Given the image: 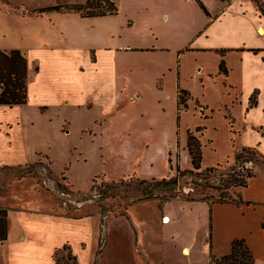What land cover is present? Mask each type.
<instances>
[{
    "label": "crops",
    "instance_id": "1",
    "mask_svg": "<svg viewBox=\"0 0 264 264\" xmlns=\"http://www.w3.org/2000/svg\"><path fill=\"white\" fill-rule=\"evenodd\" d=\"M12 1L26 12L0 4V49H20L29 60V74L33 68L37 73L46 68L64 83L72 84L71 92L64 94L66 102L71 97L75 99L77 93L79 98L74 102L84 106L81 100L92 91L105 105L114 108L111 112L114 114H110L117 116L114 123V119L103 118L93 123L100 124V129L88 127L94 136L110 131L122 139L120 171L110 178L174 175L178 153L181 167L192 168L188 130L197 127H202L198 134L203 147V168L231 160L245 146L257 147L264 154V126H253L258 132L253 143L244 140L245 132L233 129L236 116L251 121L264 99V0H201L208 12L198 0H113L118 13L103 16L59 10L30 12L87 0ZM85 59L99 73L101 82L95 81L94 73L86 74L89 71ZM222 61L228 68L227 74L221 71ZM68 73L73 74L72 78L66 76ZM84 75L90 78V84L81 78ZM242 85L249 89L245 92ZM180 87L192 94L189 107L182 110L178 103ZM256 89L260 90L259 104L251 108L250 97ZM211 93L216 103L210 102ZM93 100L90 97L88 101L91 107ZM42 103L41 106H48L47 100ZM129 103L138 109L136 114L125 115L123 110ZM23 105L0 104V108ZM220 112L229 121L232 146L222 162L210 163L209 152H217L219 146L215 120ZM227 112L234 116V122ZM13 126L0 124V166L27 161L19 155L21 147L14 145L9 137ZM6 137L8 140L4 141ZM241 140L244 141L239 144ZM11 186L0 192V206L8 209V237L0 241V264H57L59 257L69 256L70 252L77 257L78 264H94L101 234L106 242L98 255V264H137L140 239L146 230L156 234L153 240L161 237L160 245L165 250V238H176V230L168 236L165 229L169 227L165 226L184 222L182 213L177 214L165 204L159 207L154 204V198L136 202L126 215H104L99 208L91 213L73 214L67 201L61 203L58 191L39 183L34 192L29 189L25 193L19 192L14 184ZM239 191L251 203L216 202L210 218L207 202L212 246L221 218L216 206H231L239 212L241 225L227 236L225 254L231 251L234 238L244 237L256 260L253 236L256 231L264 230V172L261 177L255 172L249 184ZM198 203L206 202L191 205ZM139 204L156 206L157 218L149 223L140 217L139 224L133 212ZM256 212H259L258 223L251 224ZM167 216L171 220L164 222ZM191 229L195 231L196 225ZM185 248L190 252L191 245L182 242L181 250L184 252Z\"/></svg>",
    "mask_w": 264,
    "mask_h": 264
},
{
    "label": "rangeland",
    "instance_id": "2",
    "mask_svg": "<svg viewBox=\"0 0 264 264\" xmlns=\"http://www.w3.org/2000/svg\"><path fill=\"white\" fill-rule=\"evenodd\" d=\"M84 61L87 71H89L86 74L94 73L95 81L101 82L99 73L87 64V59ZM31 72L29 74L30 98L28 103L7 110V107L0 108V124L2 122L4 124H14L11 131L12 135L10 134L9 137L14 140V145L21 147L20 157L23 156L27 160L26 163L19 165L0 166V192L7 191V188L12 187V184L19 192H29V189L34 192L36 184L39 183L44 188L58 191V194L61 195V203L64 204L67 201L68 208H71L69 212H73V214L91 213L98 208L101 212L105 211H102V209H106L105 215H109L108 212L110 211H127L132 205L125 209L124 204L130 202L133 197L141 195L142 193L138 189L142 190L143 185H137L136 178L139 177L136 175H134V179H131L132 181L130 180L132 176L124 177L123 184L121 179L109 177L111 174L115 175L120 171L118 169L121 164L120 153L124 151L121 145L122 139L117 136L114 137L110 131H103V134L99 133L94 136V133L91 134L88 128L101 126L99 124L100 120L98 121L99 125L94 126L93 123L97 119H114L112 121L114 123L117 116L112 117L110 115L114 114L111 113L114 108L105 105V102L100 100V96L96 97L92 91H90L89 96L86 94L81 100V102H84V106L75 103L76 98H79L77 93L74 94L75 99L71 97L69 102H66L64 94L71 92L72 84L64 83L60 77L52 74L46 68L41 69L38 73L33 68ZM68 74L70 75L66 76L72 78L73 74ZM87 75L81 76V78L85 79L86 83L89 81L90 84L91 80ZM76 79L78 80L75 76ZM260 82L263 84V80L260 79ZM91 84H95V82ZM94 87L99 86L95 85ZM242 88L245 92L249 89L247 85H242ZM90 97L94 98L93 107L88 105ZM211 98L210 102L216 103L212 93ZM44 100L48 101V106H41ZM196 108L204 114H208L200 107L196 106ZM263 109L264 99L260 108L251 116V121L236 116L233 129L237 128V130L245 132L244 140L246 142L253 143L257 140L258 132L253 126H264ZM123 111H126L125 115H132L136 114L138 109L134 104L129 103ZM122 115L124 116V114ZM215 121L219 127L217 132L219 146L217 152H209L207 161L210 163L218 162L217 160L222 162L223 159L227 158L232 146L231 127L228 119L220 112ZM211 132L212 129L209 133ZM262 133L264 134V130ZM7 140L8 137L4 138V141ZM244 140L239 141V144ZM51 160L53 165H51ZM255 160L249 164L252 163L251 165L253 169L255 168L256 174L261 177L264 172V158L260 157L259 161ZM241 162H236L235 156L231 160L223 161L220 171L217 172L211 184L217 185L222 181V178L227 179L228 176L220 172L228 173L234 166L239 168ZM66 177H69V179H66ZM100 177L104 178L109 185L111 184L110 187H106L109 189L110 196L105 199H101L99 190L93 188L94 179L101 180ZM127 179L129 180L127 181ZM18 180L23 181L17 182ZM197 181L203 184L207 183L203 176L200 178L185 176L180 182L182 190L180 195L173 197L168 190H163L159 192V198L153 199L154 204H158L161 208L165 204L177 214L182 213L184 222L178 225L172 223L165 226L169 227L165 229L167 235L176 230L175 239L165 238V250L160 245L162 242L161 237L158 236L153 240V235L156 236V234L150 232V229L146 230V233L142 234V241L140 239L137 264H148L147 262L149 264H214L211 260L212 254L220 257L226 253L227 236L239 229L241 225L239 212L231 206L222 204L216 206L221 218L217 221L216 233L211 247V224L208 226L209 206L206 200L200 198L208 195L212 200L211 195L217 196L218 190L206 188L203 192L196 188ZM188 193L197 199L193 201L186 200ZM70 199L73 202L70 203ZM197 201L206 203L191 205V203ZM82 203L83 206L81 207ZM133 212H135L139 224L140 217L146 218V221L150 223L149 220L154 221L158 216L156 206L153 204H139ZM165 218H163L164 221ZM258 220L259 212H256L250 223L257 224ZM171 225H175V227L172 228ZM195 225L196 230L194 231L191 228ZM182 242L191 245L188 254L181 250ZM253 244L257 264H264V230L255 232ZM58 261L60 264H73V255L64 258L59 257Z\"/></svg>",
    "mask_w": 264,
    "mask_h": 264
},
{
    "label": "trees",
    "instance_id": "3",
    "mask_svg": "<svg viewBox=\"0 0 264 264\" xmlns=\"http://www.w3.org/2000/svg\"><path fill=\"white\" fill-rule=\"evenodd\" d=\"M9 8L15 11L26 12L22 6L12 0H0ZM203 8L207 11L201 0H198ZM59 10V11H73L78 12L82 16H103L108 14H116L119 11L117 4L113 0H87L83 3H67V4H57L48 7H43L37 10H32L30 12H36L38 14H43L49 11ZM208 12V11H207ZM221 71L223 73H228V68L225 61H222L220 65ZM39 70V67L36 68ZM259 93L260 90L256 89L250 97V106L255 107L259 104ZM192 98V94L189 90L182 87L179 88L178 103L179 109H186L189 107V99ZM29 101V60L24 55V53L18 49L13 48L10 50L0 49V104L9 105L11 107L16 105L27 104ZM227 115L234 122V116L227 112ZM180 117V116H179ZM202 127H197L195 130H188V149L191 155V161L193 167L188 169H183L180 165V153H178V163L176 167V173L172 176H167L164 178H136L137 185H143L142 190L138 189L142 193L133 197L130 202L125 203L124 207L127 209L130 205H133L137 201L159 198V192L163 190H168L170 194L175 197L181 194L180 182L183 177L200 178L207 181L206 184L196 182V188H199L203 192L206 188H213L218 190V195L212 194L213 198L210 200L208 195L201 197L200 199L206 200L210 205V218H212V205L216 202H235L237 204L241 203H251L244 199L243 195L239 191V188L246 187L249 184L250 179L255 176V171L250 162L259 161L260 157L264 158V154L257 148L253 146H245L237 150L235 153L236 162H242L238 166L232 167L227 175V179H223L217 185H212L211 181L220 171L222 163L217 165L208 166L203 168V147L200 136L198 134ZM255 158V159H254ZM172 161V159H170ZM173 168V167H172ZM131 179H134V175H131ZM124 178V177H123ZM121 179L123 184L125 179ZM67 179V177H66ZM101 180L94 179L93 188L99 190L101 194V199L107 198L109 195L110 187L104 178ZM129 179H127L128 181ZM132 181V180H131ZM105 187V188H104ZM236 194L234 196V193ZM114 196V195H113ZM188 193L186 200L193 201L196 200ZM105 215L106 209H102ZM109 215H126V211L123 212H108ZM212 230V224H211ZM8 237V209L0 206V241L7 239ZM212 238V236H211ZM104 235L101 234L100 248L97 252V257L94 264H98V255L103 245L105 244ZM212 247V241H211ZM67 248V247H66ZM72 255L71 252L69 256ZM212 262L218 264H256L255 256L252 248L249 246L246 238L237 237L232 241L231 251L220 257L212 254ZM73 264H78V259L73 256ZM57 264H60L57 261Z\"/></svg>",
    "mask_w": 264,
    "mask_h": 264
},
{
    "label": "bare ground",
    "instance_id": "4",
    "mask_svg": "<svg viewBox=\"0 0 264 264\" xmlns=\"http://www.w3.org/2000/svg\"><path fill=\"white\" fill-rule=\"evenodd\" d=\"M262 32L264 33V29L262 28ZM171 219H170V217L169 216H167L166 218H165V221L164 222H169ZM184 253L185 254H188L189 253V249L188 248H185L184 249Z\"/></svg>",
    "mask_w": 264,
    "mask_h": 264
}]
</instances>
